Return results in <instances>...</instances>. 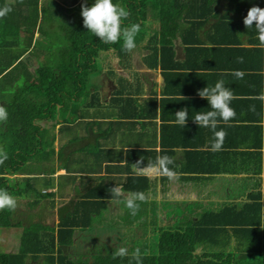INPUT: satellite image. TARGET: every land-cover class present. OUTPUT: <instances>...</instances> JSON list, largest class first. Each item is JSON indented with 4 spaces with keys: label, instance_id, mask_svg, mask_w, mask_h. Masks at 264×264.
Masks as SVG:
<instances>
[{
    "label": "crops",
    "instance_id": "crops-1",
    "mask_svg": "<svg viewBox=\"0 0 264 264\" xmlns=\"http://www.w3.org/2000/svg\"><path fill=\"white\" fill-rule=\"evenodd\" d=\"M201 5L194 6L198 13L202 11ZM238 5L231 0H218L214 11L199 19L201 23L191 24L187 20L172 39L162 65L151 56L148 41L137 44L128 64H122L115 52L106 53V57L112 58L114 72L126 80L103 75L102 88L96 91L99 102L83 108L84 118L66 122L62 128V124L52 128L44 150L50 151V159L41 161L35 157L28 163V169L17 175L19 184L27 190L50 194L51 203L45 208L47 216L57 217L61 207L65 210L74 207L78 198L106 193L117 185L122 191L121 199L114 203L118 208L121 200L145 183L127 181L128 177L142 176L150 182L143 206L148 213L158 216L163 227L218 212L228 223L224 228L230 231L229 248H237L252 236L253 226L242 223L258 219V209L252 208L260 204L261 224L255 228L264 230V126L260 124L264 119V102L255 98L264 93V48L261 60L258 53L251 51L258 44L249 35L253 27L243 25L248 12L244 5L239 10ZM221 18H230L235 25L233 28L221 25L224 21ZM158 26H151L152 33L148 32L153 34ZM41 39L37 31L31 47L20 58L25 63L21 70L25 79H30V72L40 65L41 53H31L36 40ZM13 47L14 53L21 51L16 45ZM238 57H243V63L237 62ZM237 70L244 73L242 79L231 75ZM14 78L0 80V99H8ZM220 79L234 92L231 107L236 116L230 121L231 126L220 122L217 130L224 129L227 136L222 150L212 152L209 149L213 131L200 128L193 118L196 112L210 110L209 102L197 94L198 90L208 84L214 86ZM37 86L33 80L29 89ZM251 105H255V113L249 110ZM183 108L189 114L184 128L172 123L175 113ZM158 154L174 158L169 167L178 173V179L169 181L167 177L133 167L141 157L144 167ZM42 164L50 169L49 174H43ZM26 206L27 201L20 203L18 209L25 212ZM37 206L28 213L38 214L44 209L41 200ZM118 214L121 215L117 212L116 217ZM228 221L241 223L232 225ZM53 222L57 224L59 217ZM104 231L100 229L101 235ZM78 234L75 231L73 237L76 248ZM228 237L229 233H222L220 240Z\"/></svg>",
    "mask_w": 264,
    "mask_h": 264
},
{
    "label": "trees",
    "instance_id": "trees-1",
    "mask_svg": "<svg viewBox=\"0 0 264 264\" xmlns=\"http://www.w3.org/2000/svg\"><path fill=\"white\" fill-rule=\"evenodd\" d=\"M231 1L234 5L239 4V10L240 6L244 5L246 12L253 6L264 8V0ZM84 2L85 0L82 3L80 0H65L63 5L59 0H0V7L7 4L12 8L10 13L0 18V75L4 74L0 80L2 82L6 78L15 77L14 87L12 85V89L8 90H12L8 99H0L1 105L8 111L7 122L0 123L3 127L0 129V146H3L8 154V159L0 165V188L7 189L15 196L18 206L27 201L25 212L18 207L15 211H0V227L20 226L22 229V234L18 237L21 241L19 246L11 252L0 250V264H129L131 253L136 248L140 249L143 264H264V230L255 228L261 224L260 204L252 208L253 211L258 209V219L242 223L253 226L250 230L252 236L241 242L237 248H229L230 231L224 228L228 223L218 212L211 211L201 219H188L163 227L158 216L148 213L143 203H140L142 205L136 215H132L126 207L123 208V213L125 216L128 214V217H116L120 209L116 208L114 203L121 199L122 195L112 198L110 192L91 193L78 198L74 207L66 210L65 207L60 208L57 224L45 222V208H49L48 203H51L48 200L50 194H37L27 190L25 185L19 184L17 175L27 170L28 163L35 157L41 161L50 159V151L44 150L56 124H62V128L66 122L83 119V108H90L99 102L96 90L90 91V81L92 74L99 69L97 59L100 54L115 52L122 64L129 62L130 52L123 50L122 40L105 44L84 27L81 15ZM114 2L123 5L130 12L128 19L124 21L125 26L132 23L141 25L136 44L148 41L151 56L155 57L157 64L161 62L162 65L164 54L171 48V41L179 27L187 20L191 24L201 23L199 19L214 11L218 0ZM93 3L94 0H87L89 7ZM197 3L202 4V11L199 13L194 7L200 5ZM222 20L224 21L221 25H229L232 28L235 25L230 18ZM149 25L159 26L150 34L152 32ZM37 31L42 35V39L36 40L31 55L41 53L40 65L30 72V79H25L21 71L25 63L20 58L31 47ZM249 35L253 42L259 44L255 24ZM26 38L28 42L24 41ZM14 45L17 46L16 49H21L19 53H14ZM6 48L8 50H5ZM251 51L258 53L261 60L262 48L257 47ZM30 80L38 84L33 90L29 89ZM43 164L41 171L45 175L49 174L50 169ZM148 180L147 177L129 176L127 181L145 182L143 186L135 188L134 192H146L150 187ZM126 186L127 183L124 189ZM40 200L44 209L38 214L28 213ZM52 203L55 206V200ZM37 218L40 219L37 221ZM116 219L130 225L129 231L137 226L136 228L144 233L142 239L132 240L133 250L129 252V256L114 259V250H108L106 247L94 253L90 250L93 247L82 252L75 250V231L86 228L107 231L115 226ZM136 228L133 231L137 230ZM215 232L218 233L215 235ZM225 232L229 233L228 239L220 240V235ZM104 243L108 244L109 248L118 246V243ZM124 245L128 246L125 240ZM200 246H203V249L197 252ZM132 264H135V261Z\"/></svg>",
    "mask_w": 264,
    "mask_h": 264
},
{
    "label": "clouds",
    "instance_id": "clouds-1",
    "mask_svg": "<svg viewBox=\"0 0 264 264\" xmlns=\"http://www.w3.org/2000/svg\"><path fill=\"white\" fill-rule=\"evenodd\" d=\"M12 11V8L5 4L0 7V18L5 17ZM83 25L88 32H91L105 44H114L123 41L122 47L125 52H132L137 44L136 37L141 30L139 23H132L125 26L124 21L128 19L130 12L121 4L115 3L114 0H94L92 6H88L87 0L82 4ZM246 28H255L258 33L260 48H264V8L253 6L248 10L247 16L243 21ZM237 62L243 63V57H238ZM224 75V73H221ZM231 75L242 79L244 73L241 71H233ZM197 94L209 102L210 110H202L196 112L193 121L200 128H209L213 131V141L210 145V151L218 152L223 148L227 132L224 129L217 130L220 122L231 126L230 121L236 116V111L231 107L232 101L235 99L234 92L229 87L225 86L223 79L218 80L214 86L209 85L198 90ZM183 97V96H182ZM186 99L185 97H183ZM256 99L264 102V93H261ZM250 111L256 112L255 105L250 106ZM188 109L183 108L175 113V120L172 123L185 127L188 121ZM8 111L6 107L0 105V123L7 122ZM261 126H264V119L260 121ZM159 151V150H158ZM8 159V154L3 146H0V165H3ZM144 157L133 164L134 168H139L141 172H153L160 176L167 177L169 181H174L179 178L178 173L170 165L174 164V158L169 155H157L155 160L149 159L146 166L141 167ZM109 192L112 198H117L122 195L120 186L110 188ZM125 205L130 210L132 215H136L140 208V203L147 202V196L144 192H133L125 199ZM18 207V201L7 189L0 188V211L9 210L15 211ZM129 256L126 247H119L113 252V258H123ZM135 261V264H143L142 255L139 248H136L131 253L129 264Z\"/></svg>",
    "mask_w": 264,
    "mask_h": 264
},
{
    "label": "rangeland",
    "instance_id": "rangeland-1",
    "mask_svg": "<svg viewBox=\"0 0 264 264\" xmlns=\"http://www.w3.org/2000/svg\"><path fill=\"white\" fill-rule=\"evenodd\" d=\"M63 5L65 0H59ZM84 0H80V2L82 3ZM150 26V25H149ZM152 27H154L155 25H151ZM110 54V53H109ZM108 54V56H109ZM132 52H130L129 54V60L131 58ZM97 64H98V70L96 72H94L91 76V90H98L100 87L102 88V83H103V75H107L111 78H113L114 76H118V78H121L123 80H126L125 77L120 76L117 74V72H114V66L112 63V58H108L106 57V52L100 54V56L97 59ZM133 75V74H130ZM134 76V75H133ZM132 76V77H133ZM101 89H99L100 92ZM101 95V94H100ZM90 127V126H89ZM2 126H0V129L2 130ZM1 137V135H0ZM1 139V138H0ZM125 200H121L119 202V209L120 212L118 213H122L121 215L118 214L119 216L123 217L125 216V214L123 213V208H126L125 205ZM38 207V206H37ZM59 215H57V217H51V216H47V218L45 219L46 223H51L53 221V219L57 220ZM128 217V214L125 216ZM115 226H113L110 230L105 231V234L102 236L100 233V229H94V228H89V229H83L79 231V241H78V246L77 248L75 247V250L78 251L81 250L84 251L87 246H92L93 249H90L93 253L96 251H101L103 248H107L108 250H116L119 247H126L128 249V252H131V250H133L132 246V240L135 241V239H142V237H144V233L139 229L136 228L137 230L135 231H129L130 229V225L125 224L121 221H116V223H114ZM97 226V225H96ZM138 232L140 234H138ZM22 234V229L20 226H15V227H0V250L4 251V252H11L13 251V249L17 246L20 245V237ZM116 235V239L113 238ZM124 235V236H122ZM112 236L111 238H108ZM108 238V239H106ZM124 238V239H123ZM78 239V238H77ZM124 240L127 242V245H124ZM108 242L110 245L111 244H117V247H111L109 248L104 242ZM75 246V245H74ZM113 246V245H112ZM73 247V246H72ZM87 251V250H85ZM197 252H201L200 249L197 250ZM83 257V256H82ZM30 264H35L33 262H31Z\"/></svg>",
    "mask_w": 264,
    "mask_h": 264
}]
</instances>
